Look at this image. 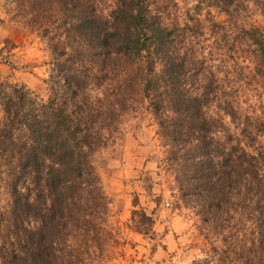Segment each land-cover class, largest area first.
<instances>
[{"label":"trees","instance_id":"1","mask_svg":"<svg viewBox=\"0 0 264 264\" xmlns=\"http://www.w3.org/2000/svg\"><path fill=\"white\" fill-rule=\"evenodd\" d=\"M12 1L50 80L44 99L0 79V264H89L115 242L91 155L137 102L197 220L190 264H264V105H243L239 85L264 82V0L258 25L245 0H206V17L201 0L192 14L172 0ZM131 206L126 227L156 241L153 212Z\"/></svg>","mask_w":264,"mask_h":264},{"label":"rangeland","instance_id":"2","mask_svg":"<svg viewBox=\"0 0 264 264\" xmlns=\"http://www.w3.org/2000/svg\"><path fill=\"white\" fill-rule=\"evenodd\" d=\"M109 1L104 4L108 5ZM172 1L179 13L192 14L198 5V0ZM207 3L201 0V17L207 16ZM244 3L241 11L244 21L261 24L260 7L253 0ZM211 13L215 14V9ZM47 59L46 45L34 27L26 23V16L12 0H0V79L23 84L45 99L50 80ZM244 78L239 82L243 105H247L246 93L256 95L254 101L260 100L256 105H264L261 101L264 82L257 80V76ZM117 127L107 143L93 151L91 163L107 196L108 223L121 245H117L113 237L115 242L89 264H190L202 243L197 220L192 209L178 200L170 176L157 167L161 148L150 111L137 102L123 115ZM135 196L140 205L153 212L158 232L156 241L126 227ZM8 198L0 197V205Z\"/></svg>","mask_w":264,"mask_h":264}]
</instances>
